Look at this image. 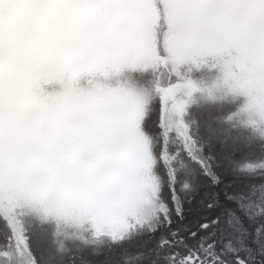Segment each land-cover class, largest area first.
<instances>
[{
	"label": "snow or ice",
	"instance_id": "6c2138e0",
	"mask_svg": "<svg viewBox=\"0 0 264 264\" xmlns=\"http://www.w3.org/2000/svg\"><path fill=\"white\" fill-rule=\"evenodd\" d=\"M145 2L0 0V177L15 167L38 191L74 193L121 189L133 161L137 176L109 210L77 201L70 228L50 221L49 247L0 211V248L14 264H93L102 254L103 264H264V105L253 112L218 95L237 69L210 50L121 52ZM166 2L191 28L264 10V0ZM13 15L23 18L16 33L5 26ZM259 71L258 99L264 61Z\"/></svg>",
	"mask_w": 264,
	"mask_h": 264
},
{
	"label": "rangeland",
	"instance_id": "374dc122",
	"mask_svg": "<svg viewBox=\"0 0 264 264\" xmlns=\"http://www.w3.org/2000/svg\"><path fill=\"white\" fill-rule=\"evenodd\" d=\"M161 3L167 22L165 35L167 56H183L193 51L210 50L211 59L215 63L235 65L237 71L231 73V76L232 81L236 78L234 82L237 85L245 87L246 83L250 85L252 81L258 79L259 60L262 58L260 54L264 50V10L242 7L226 13L213 27L191 28L178 22L174 23L177 10L166 0H161ZM156 13L157 8L151 0H146L132 9L133 23L119 43L121 52L141 58L155 57L152 30L155 31L158 27ZM5 26L11 33L12 30L21 31L22 16L13 15ZM250 95L247 94L249 107L255 112L258 106L264 105V97L255 101ZM136 179L133 161L126 182L119 190L45 192L36 190L33 181L26 174L15 167H9L4 176L0 177L3 183V190L0 191V211L8 215L17 232L26 230L27 226H37L36 231H32L35 233L32 234L31 241L33 239L36 246L40 242L49 247L50 221L57 220L62 229L70 228L80 217L81 207L77 201L91 203L107 211L110 203L121 193L133 189ZM3 249L0 264H14V261L9 260L8 250Z\"/></svg>",
	"mask_w": 264,
	"mask_h": 264
},
{
	"label": "trees",
	"instance_id": "16d2710c",
	"mask_svg": "<svg viewBox=\"0 0 264 264\" xmlns=\"http://www.w3.org/2000/svg\"><path fill=\"white\" fill-rule=\"evenodd\" d=\"M152 3V0H151ZM155 7L156 5L154 3H152ZM157 8V7H156ZM253 9H259V8H253ZM261 10V9H259ZM156 20H157V24L158 27L157 29H155V31L152 30L153 32V45H154V50H155V56H166L167 51L165 49L166 43H165V35H166V31H167V22H166V16L164 13V10L162 8V6L157 9V13H156ZM13 33H16L15 31L12 30ZM264 50L261 52L260 56L262 57L259 61V68L261 65V62L264 61ZM154 57V56H153ZM146 58H149L146 56ZM151 58V56H150ZM215 75V74H213ZM260 75V74H259ZM236 80V78L232 81V83L229 84V86H225L223 87L219 92L218 95H222L225 98H231V99H236V100H241V102L245 105L246 108H250L249 107V99L247 98V94H251L250 96L253 97V100L258 101V98L256 96V94L254 92L251 91L254 83L256 82V80L252 81V84L248 85L247 83L245 84V86L248 87V93L245 94L244 92L241 91V89H243L244 86H239L237 85L234 81ZM246 95V98H245ZM26 231L32 236V231H36L37 226L36 227H31V226H27L26 227ZM40 229V228H39ZM44 229V227H43ZM41 230V229H40ZM39 231V230H38ZM42 231V230H41ZM46 231V230H44ZM32 244L36 246V244H34L33 239H32ZM39 247H45L44 244L42 245L39 242ZM4 252L3 248H0V255ZM90 260L93 261V264H103V261H105L108 257V254H102L100 256H89L88 257ZM52 264H58L57 260H53Z\"/></svg>",
	"mask_w": 264,
	"mask_h": 264
}]
</instances>
